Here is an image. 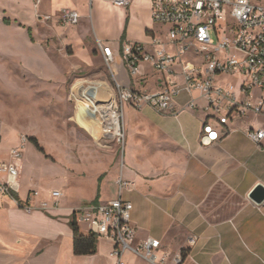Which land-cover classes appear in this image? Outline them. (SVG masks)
<instances>
[{
  "label": "crops",
  "instance_id": "crops-1",
  "mask_svg": "<svg viewBox=\"0 0 264 264\" xmlns=\"http://www.w3.org/2000/svg\"><path fill=\"white\" fill-rule=\"evenodd\" d=\"M16 2L23 6L18 14L13 10ZM94 3L95 23L92 22ZM63 8L76 10L80 15L79 23L69 27L62 25L59 15ZM54 17L55 23L50 25L53 32L37 38L33 26ZM0 20V26L6 30L16 27L28 32L29 44L46 51L55 47L65 53L56 39L66 34L65 43L71 44L66 48L69 56L75 53L74 35L82 34L86 61L74 66L84 67L89 74L73 84L71 96L75 113L85 119L86 126L92 127L86 122L89 121L87 111H82L81 107L92 108L101 96L114 95L116 82L151 92L180 87L181 92L175 97L176 113H161L147 105H125L122 168L103 163L96 177L101 178V185L109 181L117 187L120 177L135 183L134 189L123 190V198L133 203L136 244L150 237L158 239L160 250L182 254L179 264H264V202L257 204L249 197L259 183L264 184V139L259 146L249 136V131L264 130V126L251 122L245 113L225 127L228 132L219 141L203 145L202 121L211 112L204 109L207 100L201 97L199 90L186 89L180 63H175L169 72L157 71L152 64L143 63L138 75L130 74L122 55V36L126 31L124 40L149 42L153 33L162 29L153 20L152 0H131L127 7L109 0H0ZM62 29H71V35L61 33ZM98 40L114 48V60L107 72L93 67L97 60L105 61ZM168 49L174 51L170 46ZM185 63L203 66V62H197L194 57L185 58ZM192 98H196L197 107L184 109ZM95 124L99 135L90 145L101 148L103 137L99 122ZM102 148L108 149L106 152L114 158L118 154L117 146L111 143ZM0 159L8 161L10 157L3 153ZM25 176L23 165L16 187L22 200H26L34 188L26 186ZM41 194L33 199L38 208L27 211L0 193V206H8L11 224L21 233L2 237L7 264L48 263L52 254L59 255L56 261L62 263L63 254L71 258L76 255L70 221L83 203L64 210L61 205L64 192L58 207L54 206L56 199L48 192L52 200L46 202L47 208H42L46 198ZM112 199L115 198L104 202Z\"/></svg>",
  "mask_w": 264,
  "mask_h": 264
},
{
  "label": "built area",
  "instance_id": "built-area-1",
  "mask_svg": "<svg viewBox=\"0 0 264 264\" xmlns=\"http://www.w3.org/2000/svg\"><path fill=\"white\" fill-rule=\"evenodd\" d=\"M109 1L122 7L131 3V0ZM260 1L152 0L153 20L162 29L153 33L149 42L122 41V55L132 76L138 75L143 63L152 64L160 72H169L175 63L181 64L186 89L189 92L199 90L201 97L207 100L204 109L211 112L202 121L203 145L219 141L228 132L225 127L247 110L264 114V4ZM59 16L65 27L76 25L80 21L79 13L71 8L61 9ZM227 16H231L235 23L224 26L222 22ZM46 18L50 19V16ZM169 46L174 51L168 49ZM98 47L105 62L110 65L114 60V48L101 40H98ZM188 54L192 57L200 56L204 60L203 66L186 64ZM222 74L244 75L241 85L243 98L238 97L233 86L217 85V78ZM115 90L114 95L101 96L88 109L87 114L89 119L99 122L103 137L101 146L107 147L112 139L122 149L123 156L126 140L125 105H147L161 113H176L175 97L180 94L181 88L169 87L151 92L116 82ZM196 107V98H192L183 108ZM249 136L261 146L264 130H250ZM1 142L0 135V144ZM25 142L27 137L23 136L20 146L10 149V159H0V193L11 197L18 206L32 211L38 208L33 203L34 197L40 195L37 188L30 191L26 200L14 196L22 173V146ZM2 175H6V178L2 179ZM118 185L117 198L81 206L76 212L78 223L86 222L89 233L105 237L114 243L111 255L117 258L116 264H127L124 260L127 252L141 255L154 264H166L169 253H165L159 262L161 242L158 239L150 237L135 243L133 203L123 198V190L134 189L135 183L120 177ZM50 194L56 199L54 206L58 207L63 192L54 190ZM47 207V203H42V208ZM182 260V254L174 256L175 264Z\"/></svg>",
  "mask_w": 264,
  "mask_h": 264
},
{
  "label": "rangeland",
  "instance_id": "rangeland-1",
  "mask_svg": "<svg viewBox=\"0 0 264 264\" xmlns=\"http://www.w3.org/2000/svg\"><path fill=\"white\" fill-rule=\"evenodd\" d=\"M260 3L264 4V0ZM22 7L16 2L13 10L18 14ZM27 9L29 11L31 9L29 4ZM95 15L94 3L92 17L94 23ZM54 21L55 17L39 26L34 25L33 30L37 38L52 33L50 25H53ZM88 21L90 22L91 18H88ZM222 23L227 26L234 24L235 20L227 16ZM15 28L6 30L0 26V132L3 137L0 156L5 153L10 157V149L20 146L21 138L26 136L27 142L22 146V170L25 165L26 186L33 185L34 188H38L42 193L41 197L46 198L44 203L52 200L48 192L63 191L65 196L61 198V205L64 210L80 203H83L84 207L89 204L87 202L98 203L118 197L119 186L116 187L109 181L101 185V178L96 177V174L101 170L103 163L109 167L117 164L121 170L122 149L116 141L109 140V144L118 148V154L114 158L106 152L108 149L92 147L90 141L99 135L96 120L86 121L93 128L86 126L85 119L82 120L80 115L77 117L75 102L72 101L73 84L89 74V70L84 67L74 66L86 61L83 44L85 40L80 37L82 34L74 35L75 53L69 56L66 48L71 44L65 43L68 38L66 34L56 39L59 45L65 48V53H61L55 47H50L46 51L40 46L29 44L26 35L28 32ZM70 30L58 31L71 35ZM189 57H192L191 54L186 56ZM194 59L197 62L204 61L200 56ZM93 67L105 72L109 68L103 60H97ZM243 80L244 75L222 74L217 78V85L233 86L238 97L243 98L241 89ZM81 110H84L83 106ZM245 117L264 126V114L247 110ZM32 137L38 140L41 148L31 140ZM1 178L3 179L2 176ZM9 199L13 201L11 197ZM80 229L82 233L89 234L86 222L81 221ZM3 235H21L19 230L12 226L11 215L6 205L0 206V264H7L8 258L2 246ZM97 239V252L94 254H73L72 258L63 254L65 257L61 258L62 263L56 261L59 255L52 254L51 262L39 264H116L117 258L111 255L114 243L98 235ZM158 253L160 262L166 251L159 250ZM175 253V250L169 251L166 264H175ZM124 260L127 264H154L132 252H127Z\"/></svg>",
  "mask_w": 264,
  "mask_h": 264
},
{
  "label": "trees",
  "instance_id": "trees-1",
  "mask_svg": "<svg viewBox=\"0 0 264 264\" xmlns=\"http://www.w3.org/2000/svg\"><path fill=\"white\" fill-rule=\"evenodd\" d=\"M126 38V31L123 33L122 39ZM38 147H40L38 140L34 137L31 138ZM41 148V147H40ZM17 198L18 194H14ZM94 203V202H93ZM71 228L73 229L74 241H73V250L76 255H88L94 254L97 252L98 239L94 234H84L81 232L76 213L73 214V217L70 221Z\"/></svg>",
  "mask_w": 264,
  "mask_h": 264
},
{
  "label": "water",
  "instance_id": "water-1",
  "mask_svg": "<svg viewBox=\"0 0 264 264\" xmlns=\"http://www.w3.org/2000/svg\"><path fill=\"white\" fill-rule=\"evenodd\" d=\"M249 197L257 204L264 202V184L259 183L250 193Z\"/></svg>",
  "mask_w": 264,
  "mask_h": 264
},
{
  "label": "bare ground",
  "instance_id": "bare-ground-1",
  "mask_svg": "<svg viewBox=\"0 0 264 264\" xmlns=\"http://www.w3.org/2000/svg\"><path fill=\"white\" fill-rule=\"evenodd\" d=\"M88 109H89V108H87V107H84V112L88 111Z\"/></svg>",
  "mask_w": 264,
  "mask_h": 264
}]
</instances>
